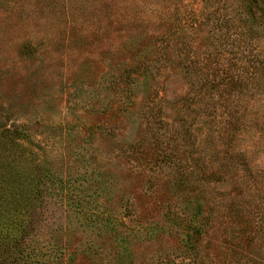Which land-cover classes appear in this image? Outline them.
I'll use <instances>...</instances> for the list:
<instances>
[{"label":"rangeland","instance_id":"rangeland-1","mask_svg":"<svg viewBox=\"0 0 264 264\" xmlns=\"http://www.w3.org/2000/svg\"><path fill=\"white\" fill-rule=\"evenodd\" d=\"M0 264H264V0H0Z\"/></svg>","mask_w":264,"mask_h":264}]
</instances>
